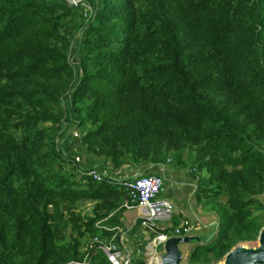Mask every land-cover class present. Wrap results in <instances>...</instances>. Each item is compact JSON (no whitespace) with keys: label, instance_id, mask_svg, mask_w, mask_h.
<instances>
[{"label":"trees","instance_id":"16d2710c","mask_svg":"<svg viewBox=\"0 0 264 264\" xmlns=\"http://www.w3.org/2000/svg\"><path fill=\"white\" fill-rule=\"evenodd\" d=\"M83 1L0 0V264H112L99 245L122 249L124 233L140 234L129 264H146L141 219L121 217L136 200L92 167L189 164L218 230L188 264L255 240L264 0Z\"/></svg>","mask_w":264,"mask_h":264},{"label":"rangeland","instance_id":"374dc122","mask_svg":"<svg viewBox=\"0 0 264 264\" xmlns=\"http://www.w3.org/2000/svg\"><path fill=\"white\" fill-rule=\"evenodd\" d=\"M73 135V134H72ZM72 139V140H71ZM78 137L73 136L72 138L68 136V138L65 140V146L68 145V148L74 147L77 148L78 146ZM183 160L185 162L189 161V158L187 157V151L185 150L182 154ZM107 172L109 174H114L115 177L121 178V177H130L135 178L139 176L142 172L146 171H152V172H158L160 173L161 177L164 181L165 186V194L166 196L170 197L174 204V210L173 214L171 215L170 219L164 220V221H157L154 222L153 228L148 229L142 226L141 233L143 234V239L146 240V244L144 246L143 251V258L146 264H158L156 262V258H159L162 253V244L163 242H158V235L161 233H158L156 236L152 235V233L156 232L157 228H164L167 226L174 225V221H178V224L176 225V228L180 227L183 222L187 223L186 232L183 234H201L210 227H208L209 224L212 225L213 221L215 222L216 215L213 212L207 211L206 208H204L201 204H199L195 200V189H196V179L192 178L189 174V164L185 165H176L172 161H168L165 165H141L137 168L132 167H123L121 171H115L111 168H106ZM221 200H224V197H220ZM261 198L264 202V193L261 195ZM142 213L138 211L137 208H130L126 209L122 214V222L124 226L129 229L136 221V218H140V215ZM264 214V211H263ZM142 220V219H141ZM182 222V223H181ZM264 226V225H263ZM175 228V229H176ZM154 231V232H153ZM208 234V232H207ZM206 234V235H207ZM140 234H133L132 237H127L125 233L121 236V242H123V252L128 253L131 259V256L133 255V252L136 251V256H140V252L136 249V243L138 242ZM171 235H179L178 232H173ZM247 245H257V239L250 241V242H243ZM187 244H183L180 246V248L186 246ZM195 245L189 244L184 249V259L186 258L187 252L191 246ZM183 259V260H184ZM185 261V260H184ZM214 264H222V260H219L218 262Z\"/></svg>","mask_w":264,"mask_h":264},{"label":"built area","instance_id":"2783aa9c","mask_svg":"<svg viewBox=\"0 0 264 264\" xmlns=\"http://www.w3.org/2000/svg\"><path fill=\"white\" fill-rule=\"evenodd\" d=\"M73 5L78 3L85 4L83 0H67ZM87 175L94 180H102L105 177H110L114 180L121 179V183L125 190L131 196L132 201L136 200L134 205L128 204L125 201L124 206L127 209L137 208L142 214L141 225L145 228L152 229L154 222L164 221L170 219L173 214L174 204L170 197L165 194L164 181L161 175L153 174L148 176H137L135 178L128 177H113L105 170V168H88ZM110 175V176H109ZM178 231V228L175 230ZM167 238L166 234L158 235V242H163ZM97 238H93L96 240ZM99 247L103 250L108 260L112 264H129L130 256L124 253L123 249L115 243H101ZM76 264H83L82 262H75Z\"/></svg>","mask_w":264,"mask_h":264},{"label":"water","instance_id":"95a60500","mask_svg":"<svg viewBox=\"0 0 264 264\" xmlns=\"http://www.w3.org/2000/svg\"><path fill=\"white\" fill-rule=\"evenodd\" d=\"M208 227L210 229L201 234L168 236L163 241L162 253L158 264H188L184 259V249L189 244H206L211 241L218 230L217 218ZM256 239L257 245H247L244 243L234 245L225 253L222 264H264V226L260 228ZM183 244L187 245L180 248Z\"/></svg>","mask_w":264,"mask_h":264},{"label":"bare ground","instance_id":"6f19581e","mask_svg":"<svg viewBox=\"0 0 264 264\" xmlns=\"http://www.w3.org/2000/svg\"><path fill=\"white\" fill-rule=\"evenodd\" d=\"M156 262L159 263V258H156Z\"/></svg>","mask_w":264,"mask_h":264},{"label":"clouds","instance_id":"9594fccd","mask_svg":"<svg viewBox=\"0 0 264 264\" xmlns=\"http://www.w3.org/2000/svg\"><path fill=\"white\" fill-rule=\"evenodd\" d=\"M182 225V224H181ZM176 232V231H175ZM178 232V231H177ZM169 235H167V237H168Z\"/></svg>","mask_w":264,"mask_h":264},{"label":"crops","instance_id":"0c3cea01","mask_svg":"<svg viewBox=\"0 0 264 264\" xmlns=\"http://www.w3.org/2000/svg\"><path fill=\"white\" fill-rule=\"evenodd\" d=\"M182 223V222H181ZM181 226V225H180ZM176 230V229H175Z\"/></svg>","mask_w":264,"mask_h":264}]
</instances>
